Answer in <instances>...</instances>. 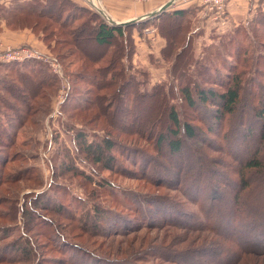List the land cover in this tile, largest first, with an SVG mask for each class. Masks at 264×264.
<instances>
[{
    "label": "trees",
    "instance_id": "16d2710c",
    "mask_svg": "<svg viewBox=\"0 0 264 264\" xmlns=\"http://www.w3.org/2000/svg\"><path fill=\"white\" fill-rule=\"evenodd\" d=\"M207 18L201 7L191 6L169 10L143 21L136 20L126 26H119L110 24L90 7L81 6L72 0H24L14 1L8 5L0 3V24L3 22L9 30L29 29L32 33L40 27L47 41L54 37L53 48L61 46L56 52L57 56L62 60L73 57L70 62L77 64L76 70L72 73V80L73 85L76 82L80 85L74 86L63 107L66 112L70 111L67 116L69 121L76 120L75 124L80 127L76 130L73 140L77 157H82L85 165L88 164L89 170L94 173L87 174L85 170L87 166L82 169L76 164L79 158L68 157V161H63L62 170L59 176L55 174V177L60 178L63 175L65 181L70 180V184L59 182L58 185L53 183L52 186L57 189L59 195L65 197V202L57 197V201L44 199L43 194L33 195L32 199L35 202L30 203L32 207L30 209L29 204L25 202L22 206V217L26 221L23 229L29 233V236H26L25 232L19 233L17 226L0 227V231L8 232L9 235L14 233L18 235V241L14 242V240L10 246L1 249L0 262L7 259L16 262L28 253L27 249L32 248H34L31 253L32 260L34 255H37V262L34 263L45 264L49 262L47 260H52L44 258L45 262H39L47 251L40 247L37 236L41 235L45 238L47 241L45 245L50 243L53 249H66L69 240L65 233H61L59 219L77 221L78 227L84 232L81 234L86 233L94 238L106 237L110 232L117 233L124 227L129 230L130 226L132 229L136 228L132 231L136 232L153 225L149 224L148 217L141 218L145 213L143 208L146 209V206L150 205L149 202L142 201L141 198H145L141 196L116 198V203H123L129 210L134 205L138 207L140 211L134 217L128 218L110 209L98 210L90 206L92 208L79 218L78 212L82 207L80 200L84 198H77L78 195L73 193L71 187L86 188L88 181H92L93 177H99L93 167L95 165L104 168L111 165L112 158L108 152L113 149H118V153L123 156L120 148H117L121 147L120 138L143 139L142 136L154 135L156 148L162 151L164 144L170 157L178 158L184 142L183 137L195 139L197 136L195 128H198L190 119L187 121L184 118L183 107L194 108L197 117L198 105L212 107L213 121L215 124L219 123L217 129L226 121L224 117L234 115L240 105H243V127L252 120L247 130L243 128V143L241 142L243 147L232 144L230 131L226 132L224 138L227 141L225 149L233 154L231 156L234 161L238 162V182L234 185L224 182L225 187H230L228 193L233 195L231 201L235 206L224 205L216 208L215 203H208L207 200L203 204L195 203L199 206L203 220L195 221L196 216L192 214L189 223L194 227L184 219L173 218L168 210L161 209L164 224L167 220L182 223L186 227H191L189 229L211 235L209 245L213 244L217 250L211 253L210 258L213 256L215 258H209L210 264H243L244 257L246 261L252 254L264 255V231L251 226L249 215L245 214L243 217L244 207L242 208L241 203L243 201L241 195L248 187L246 175L264 173V53L262 52L264 6L259 5L243 24L235 26L222 35L212 33L209 42L199 44L198 39L204 35L202 20L205 21ZM149 26L155 27L165 41L164 47L160 50V59L169 67L170 81L179 80L178 82H158L150 85L148 72L131 63L135 53L133 32L136 30L138 34H142L143 29ZM196 45L201 48L197 50L198 52ZM117 53L120 55L119 58L116 57ZM226 57L235 60V64L222 65ZM123 62L126 64L124 65ZM104 68L107 70L109 82L106 85L101 84L99 82L101 78L98 77L99 70ZM140 77L142 80H139ZM83 86H86V90H79ZM55 88V77L38 61L0 63V196L2 197L0 206L10 205L6 209L11 213V221L18 214V192L21 188L18 183L26 179L29 169V166L25 165L17 168L11 166L16 161L21 164L24 162V154L18 150L19 145L17 146L15 141L16 133L26 125L37 124V114L44 115L47 112L49 105L47 96H50ZM245 111H250L251 114L249 115L248 112L245 114ZM252 123L256 125L255 132H252L254 129ZM87 127L91 129L97 127L103 130L105 135L94 134L88 140L89 132L93 130H87ZM26 146V144L20 145L22 148ZM122 147L125 149V146ZM75 178L79 179L76 183L71 181ZM188 182L191 184L192 192L189 197L194 203L199 197L194 194L199 186L191 181ZM101 185H104L103 182ZM49 191L52 193L51 188ZM73 196L77 199L75 200ZM223 201L221 199L219 203ZM237 205L240 206L239 209ZM41 209L43 211H39ZM104 212L107 213V218L102 215L104 219L102 220L100 217ZM7 215L0 213V219H6ZM146 219L147 223H145ZM244 219L248 221L247 228L238 227V224L243 225ZM262 219L261 222L264 224V216ZM110 224L114 229L108 232ZM42 226L46 230L42 229ZM243 229H247L248 232H244ZM49 231L53 233L48 235ZM56 238H60L62 246H58ZM73 247V250L65 254V262L57 259L54 260V264H72L70 260L75 258L73 263H81L82 257L85 260L84 264H96L95 261L100 264H125L114 259L95 260L98 257L93 250L87 247L80 249L74 245ZM10 249L12 253L6 256L7 250ZM187 250L166 249L160 254H153L154 249L149 246L141 250L144 255L138 254L137 262L131 261L126 264H140L144 257L150 258L152 255L158 256L167 263L186 264L185 258L195 256V250L191 254H185ZM206 250H208L206 245L199 249V251ZM134 253L129 252L126 255L129 257ZM171 253L174 257L177 255L178 257L173 258Z\"/></svg>",
    "mask_w": 264,
    "mask_h": 264
},
{
    "label": "rangeland",
    "instance_id": "374dc122",
    "mask_svg": "<svg viewBox=\"0 0 264 264\" xmlns=\"http://www.w3.org/2000/svg\"><path fill=\"white\" fill-rule=\"evenodd\" d=\"M1 3L6 4L5 2ZM92 10L96 12V10ZM33 34L42 45L43 49H40L42 50L41 52L49 54L59 61L62 73L69 81V89L67 92V88L63 87L64 83L61 82V78L50 71L47 65L42 63L56 79L55 91L50 96H47L49 100L47 112H45L44 115L37 114V124L35 126L26 125L16 133L15 141L17 146L19 145L18 150H21V153L24 154V162L21 164L16 161L11 166L17 168L25 165L27 167L29 166V169H27L28 172L26 171L27 174L26 172L24 173L26 174V179L18 183V185L21 186L18 192L17 201L18 214L14 220L11 221V213L6 209V207L8 208L10 205L2 204V206H0V213L8 215L6 219H0V227L17 226V228H19V233L22 234L25 232L26 236H29V233L23 229V225L26 221H24L22 217V206L25 202L29 204V209L32 208L30 207V203L34 201L32 198L35 194H43L42 197L44 199L48 198L57 201V197L62 198L64 201L65 197L59 195V193L56 192L57 189L52 186L53 183L58 185L59 182L66 185L70 184V180L66 179L67 181H65L62 174L60 178L55 177V174L56 176H59L62 170L63 161H68V157L79 158L78 161H76V164L82 167V169L84 166H87V168H85L87 174H94L89 170L90 167L88 164L85 165L83 158L77 157V152L73 146V140L76 135V130L80 127L78 124H75L77 123L76 120L69 121L67 116L70 111L66 112L63 107L67 97L72 93L74 86L76 85L78 87L80 85L78 82L73 85L74 81L72 80V73L76 70L77 64L70 62L73 57L65 60L60 59L56 52L61 49V46L58 45L56 49L53 48L54 37L47 41L45 39V33L41 32L40 27ZM29 47H31L30 44ZM153 47L154 44H149L146 51H150ZM199 48L196 45V52H198L197 50ZM231 50L233 51V49ZM147 52L144 53V55H146ZM262 52L264 53V50H262ZM137 55V62L135 63L132 58L131 63L135 67L144 68L148 72L150 85L157 84L158 82L168 83L170 81L169 67L167 64H161V62H158L157 64V61L154 60L155 58L153 54L146 57H141L140 54ZM116 57L119 58L120 55L117 53ZM133 57L135 58L134 55ZM232 59H234L233 54ZM234 62L235 60L232 61L230 58L226 57L225 61H222V65H233L235 64ZM123 63L124 65L126 64V62ZM159 63L162 67L160 69H158L160 67ZM256 76L259 77V75ZM98 77L101 78L99 80L101 84L106 85L109 83L107 70L105 68L99 70ZM139 80H142V77H140ZM178 81L179 80L174 81L171 79L170 82L173 83ZM85 88L86 86H83L80 87L79 90H86ZM64 94L66 95L63 99ZM59 101L61 102L60 105H58ZM211 108L212 107L210 106L198 105L196 110H198L199 117H195L194 108L190 109L188 107H183L184 118L186 120L190 119L193 125L198 126V128H195V133L197 134L195 139L183 137L184 142L178 158L170 157L164 144L162 146V151H160L159 148H156L153 139L154 135L150 134L147 137L142 136L143 139L120 138L121 147L117 148H120V152L123 153V156L118 153V149H113V151L108 152L109 156L112 158L111 165L104 168L94 165L93 169L97 172L99 177H91L92 181H88L86 188L79 186L71 187L73 193L78 195L77 198H84V200H80V203L82 201V207H80L78 212L79 218H81L83 214H86V212H88L93 206L98 210H101V208L110 209L118 212L121 216L128 218H131L132 216L134 217L140 211L138 207L134 205V207L129 210V208L124 206L123 203H116V198H120L121 196H141L145 198H141L142 201L145 203L149 202L150 204L148 207L145 205L146 209L142 206L145 213L141 218L145 219V217H148L149 224L153 225H149L136 232H132L136 230V228L132 229L130 226L129 230L124 227L117 233L110 232L106 237L94 238L86 233L81 234L84 232L78 227L77 221L59 219L58 223L61 227V233H65L66 238L69 240V243L66 246L67 248L62 250L58 248L53 249V247L50 246V243H46L45 245V242H47L45 238L38 235L37 241L41 244L40 247L47 251L42 255V259L39 262L41 263L44 258L52 259L47 260L49 262L46 261L47 263L45 264H54V260L57 259L65 262V254H68L69 250H73L74 245L80 249L87 247V249L96 252L98 258L95 260L114 259L125 264L131 261L133 263L137 262L139 259L138 254H142L141 250H144L145 247L149 246H152L154 249L153 254H160L166 249H179V251H183L187 250L186 248H192L185 251V254H191L193 250H195V256L192 258H185L187 261L186 264H196V261L200 262L198 264H210V255L213 250H217L213 244L209 245V239H211L212 236L208 233H200L193 229H189L191 227L187 226V228L182 223L179 224L167 220L166 224H164L161 209L168 210L170 216L173 218L184 219L185 222L190 224V216L192 214L196 216L195 221L203 220V215L197 205L198 203L203 204L207 200L208 203H215L217 205L216 208H221L224 205L235 206L231 201L233 195L228 193L230 192V187H225L224 182H229L231 185L238 182V162H235L234 158L231 156L233 154L225 149L227 141L224 140V138L226 132L230 131L232 135V144L234 146L243 147V128L244 130H247V126L252 120L247 122L243 127V105H240V108L234 113V115L224 117L226 121L217 129L219 123H214ZM246 112H248L249 115L251 114L250 111H245V114ZM181 118L183 119V117ZM92 126L94 127V125ZM252 126L254 128L252 129V132H255L256 125L252 123ZM86 129L89 130L91 128L87 127ZM107 129L109 128L107 127ZM91 130L93 131H91V133L89 132L90 137H87L88 140H90L94 134L97 136H101L102 134L105 135L104 131L97 127ZM216 131L218 132L214 133ZM244 134L247 136L246 132ZM229 142L230 141H228V143ZM23 144H26L27 146L23 148L20 147V145ZM122 146H125V149ZM231 151L234 150L231 149ZM81 159L82 161H80ZM246 176L248 178V187L246 188L245 193L241 195L243 196V201H241L242 208L244 207L243 217L245 214L249 215L251 226L253 228L258 227V230L264 231V224L261 222L263 221L262 216H264V173L256 175L247 174ZM77 180L79 179L75 178L71 181L76 183ZM188 181L199 186L194 193L196 196H199L197 198L199 202H196L197 200H195L194 203H192V200L189 197V194L190 196L192 194L190 191L191 184ZM102 182L105 186L101 185ZM50 188L52 189V193L49 191ZM191 189L193 188L191 187ZM1 198L2 197L0 196V199ZM73 198H75V196H73ZM77 198H75V200ZM221 199L224 201L219 203V200ZM239 208L240 206L237 205V209ZM39 211L43 210L41 209ZM102 215H104V218H107L106 212L101 214L100 219H102ZM145 223H147V219ZM104 225L105 223H103L102 226ZM190 225L192 226V224ZM247 225L248 221H245L244 219L243 225L238 224V227L247 228ZM152 226H155V228H150ZM137 228L139 229L140 225L137 226ZM42 229L46 230L43 226ZM113 229L114 228L111 224L108 225V232ZM243 231L246 233L248 232L247 229H243ZM7 233L5 231H0V251L1 249L10 246L12 241H18L17 233L12 235ZM52 233L53 231H49L48 235ZM59 240L60 238H56L58 246H62L60 244L61 241ZM205 245L208 250L199 251V249ZM132 246L133 248H131ZM32 249L34 250V248ZM32 249H27L29 250L28 253L16 262L7 259L4 262H0V264H37L34 263L37 262V255H34V260H32ZM129 252L135 253L128 257L126 254ZM11 253V249L7 250L6 256H9ZM71 254L75 255L74 253ZM170 255L173 256L172 253ZM177 257L178 255L176 257L173 256V258ZM212 258H215V256L210 259ZM248 258L249 259L246 261H244L245 257L243 258V264H264V255L259 253L252 254ZM75 260L76 258L71 259L70 262L72 264H84L83 262L85 261L84 257L81 258V263H73ZM95 262L96 264H100L98 261ZM140 264L172 263L164 262L163 259L158 258V256L152 255L150 258L144 257V260Z\"/></svg>",
    "mask_w": 264,
    "mask_h": 264
},
{
    "label": "crops",
    "instance_id": "0c3cea01",
    "mask_svg": "<svg viewBox=\"0 0 264 264\" xmlns=\"http://www.w3.org/2000/svg\"><path fill=\"white\" fill-rule=\"evenodd\" d=\"M14 1L20 2L24 0H0V3L5 2L8 5L12 4ZM72 1L81 6L89 7L88 0ZM97 2L99 3V10L105 12L106 20H111L116 23H124L133 20H146L150 18L148 16L152 12L158 11L166 3L165 0H148L144 3L132 0H97ZM259 5L264 6V0H262V3H260V0H252L250 2L248 0H228V21L224 25H220L214 22L210 17L205 19V21L202 20L204 35L198 39L199 44L200 42H209V36L212 33L222 35L229 32L235 26L243 24V22ZM191 6H198V4L193 0H179L178 2L172 4L166 11L184 9ZM0 28V49L15 48L21 45L29 46V44L32 48L37 49L38 51L43 49L41 43L38 42L39 40H37L35 35L28 29L12 31L7 29L3 22L0 24ZM133 38L135 42V58L133 57L135 63L138 58L137 54H140L141 57L153 54L155 58L154 60L157 61V64L158 62H161L162 64L160 59V50L164 47L165 41L160 37L158 30L157 35L148 37L144 34H138V32L134 30ZM149 44H154V47L147 52L146 49ZM146 52L147 54L144 55ZM160 68H162L161 65L158 69Z\"/></svg>",
    "mask_w": 264,
    "mask_h": 264
},
{
    "label": "built area",
    "instance_id": "2783aa9c",
    "mask_svg": "<svg viewBox=\"0 0 264 264\" xmlns=\"http://www.w3.org/2000/svg\"><path fill=\"white\" fill-rule=\"evenodd\" d=\"M135 2L144 3L148 0H132ZM166 3L172 2V4L178 2L179 0H165ZM198 4L199 7L202 8V12H204L207 17L212 18V20L220 25H224L228 21L227 14V2L228 0H193ZM249 2L252 0H248ZM89 7L91 9L96 10L100 16L105 17V12L99 10V3L97 0H88ZM109 22V21H108ZM142 34L146 37L157 35V29L153 26H149L143 29ZM27 60H35L41 63H44L48 66L50 71H52L55 75L61 78V82L64 83L63 87L67 88V92L69 89V81L63 75L61 71V66L59 61L53 56L33 49L29 46H19L15 48H5L0 49V63H9V62H22ZM62 93V92H61ZM66 93V92H65ZM66 94H64L63 99ZM61 101V100H60ZM58 102V105L62 102Z\"/></svg>",
    "mask_w": 264,
    "mask_h": 264
},
{
    "label": "water",
    "instance_id": "95a60500",
    "mask_svg": "<svg viewBox=\"0 0 264 264\" xmlns=\"http://www.w3.org/2000/svg\"><path fill=\"white\" fill-rule=\"evenodd\" d=\"M171 5H172V2L165 3L158 11L152 12L148 17H153V16H156L162 12H165L166 10H168V8H170ZM135 21L136 20L124 22V23H116V22L110 20L109 23L112 25L126 26L128 24L134 23Z\"/></svg>",
    "mask_w": 264,
    "mask_h": 264
}]
</instances>
